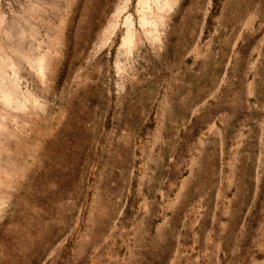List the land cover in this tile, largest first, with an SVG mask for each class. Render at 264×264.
<instances>
[{
  "label": "rangeland",
  "instance_id": "obj_1",
  "mask_svg": "<svg viewBox=\"0 0 264 264\" xmlns=\"http://www.w3.org/2000/svg\"><path fill=\"white\" fill-rule=\"evenodd\" d=\"M0 264H264V0H0Z\"/></svg>",
  "mask_w": 264,
  "mask_h": 264
},
{
  "label": "bare ground",
  "instance_id": "obj_2",
  "mask_svg": "<svg viewBox=\"0 0 264 264\" xmlns=\"http://www.w3.org/2000/svg\"><path fill=\"white\" fill-rule=\"evenodd\" d=\"M154 1L158 3L159 8H163L169 5V0H154ZM151 24L153 23L151 22Z\"/></svg>",
  "mask_w": 264,
  "mask_h": 264
}]
</instances>
